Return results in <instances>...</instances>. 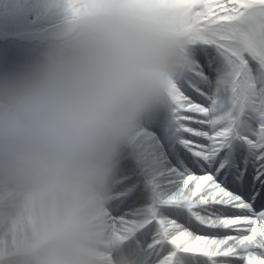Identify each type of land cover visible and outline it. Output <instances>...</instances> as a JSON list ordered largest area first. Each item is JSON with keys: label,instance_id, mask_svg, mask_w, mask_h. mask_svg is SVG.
<instances>
[{"label": "clouds", "instance_id": "clouds-1", "mask_svg": "<svg viewBox=\"0 0 264 264\" xmlns=\"http://www.w3.org/2000/svg\"><path fill=\"white\" fill-rule=\"evenodd\" d=\"M62 9V40L0 78V192L12 195L16 237L0 264H132L116 252L112 191L128 139L178 71L189 17L178 0Z\"/></svg>", "mask_w": 264, "mask_h": 264}, {"label": "snow or ice", "instance_id": "snow-or-ice-1", "mask_svg": "<svg viewBox=\"0 0 264 264\" xmlns=\"http://www.w3.org/2000/svg\"><path fill=\"white\" fill-rule=\"evenodd\" d=\"M178 2L188 36L146 119L167 128L163 162L148 166L143 207L127 203V178L117 176L116 252L132 264H264V0Z\"/></svg>", "mask_w": 264, "mask_h": 264}, {"label": "bare ground", "instance_id": "bare-ground-1", "mask_svg": "<svg viewBox=\"0 0 264 264\" xmlns=\"http://www.w3.org/2000/svg\"><path fill=\"white\" fill-rule=\"evenodd\" d=\"M3 1L4 0H0V3ZM29 1H32L33 6L39 7V8L40 7L43 8L45 6H51L53 9L62 8V0H24V1H21V3L26 4V2H29ZM62 26L66 28L65 16L58 19L54 23H48V24L43 25V27L39 29L40 30L39 35L40 37L41 36L47 37L48 35H51L54 33H55L54 35H57L56 31L60 29ZM5 40L6 39H4L3 37L0 38V46L6 45ZM48 42L49 44L47 45L49 47L52 46L53 48L54 45L50 43V40ZM10 51L13 52L16 58L15 60L8 58V64H6V68L4 69L2 68V66L4 64L3 62L6 59L2 55H0V76H3L4 74H7V76L18 75L20 73L28 71L32 66L35 65V63L30 62L29 58L23 53V51H21V49L10 50ZM193 98L199 100V98L196 96H194ZM148 136L149 135H146L143 133V138L140 140L145 143L144 150H143L144 156L139 159V162L136 165H134L136 167L137 172L135 175H133V181H132L133 187L132 188L126 187L128 190V196H131L132 191H134L133 194L135 196L137 205H135L133 200L132 199L130 200L129 198H128L127 203L130 205L134 204L137 207H143L149 203V194L144 197L138 191V186L140 183H144L147 186L146 174L148 171V166L152 164H160L163 162V155H164L163 150L165 147L164 139L162 140V144L159 145L157 142L150 139ZM134 146L135 144L127 141L122 151V154H125V155L132 154ZM181 154H182L181 156L188 157V154H183V152ZM173 163L176 164V161L173 160ZM164 185H165L164 190H166V181L164 182ZM11 202H12L11 193L0 192V222L6 225L4 228H0V249H5V250L10 249L15 244V241H16L15 234L13 233V231H11L7 227V224L11 221L13 214L11 217H7L2 220V217L6 213L4 209L11 208Z\"/></svg>", "mask_w": 264, "mask_h": 264}, {"label": "rangeland", "instance_id": "rangeland-1", "mask_svg": "<svg viewBox=\"0 0 264 264\" xmlns=\"http://www.w3.org/2000/svg\"><path fill=\"white\" fill-rule=\"evenodd\" d=\"M24 0H4L0 3V38L6 39L4 46H0V52L21 49L23 53L35 64L40 62L52 43L57 45L63 38L65 28L62 26L56 31L57 35L47 37L39 35V29L48 23H54L64 17L62 8L53 9L51 6L43 8L33 6L32 1L22 4ZM3 53V52H2ZM12 211L6 212L2 220L11 217Z\"/></svg>", "mask_w": 264, "mask_h": 264}]
</instances>
